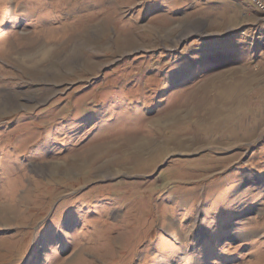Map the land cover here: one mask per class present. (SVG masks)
I'll list each match as a JSON object with an SVG mask.
<instances>
[{"label":"rangeland","instance_id":"1","mask_svg":"<svg viewBox=\"0 0 264 264\" xmlns=\"http://www.w3.org/2000/svg\"><path fill=\"white\" fill-rule=\"evenodd\" d=\"M230 3L0 0V264H264V53Z\"/></svg>","mask_w":264,"mask_h":264},{"label":"crops","instance_id":"2","mask_svg":"<svg viewBox=\"0 0 264 264\" xmlns=\"http://www.w3.org/2000/svg\"><path fill=\"white\" fill-rule=\"evenodd\" d=\"M231 3L229 4L230 6V12H239L241 15H243V18L247 20L245 24H241L239 27L236 29H249L253 30V33L255 35V39H257L258 34H263L262 31L259 29V24L264 21V18L262 14L258 11V9L252 5V3L244 0V5L240 4L237 0H230ZM214 3H216L214 1ZM216 5H218L216 3ZM223 7V6H222ZM221 6L219 8H222ZM224 9V8H222ZM227 9V8H226ZM254 41L256 42V40Z\"/></svg>","mask_w":264,"mask_h":264},{"label":"trees","instance_id":"3","mask_svg":"<svg viewBox=\"0 0 264 264\" xmlns=\"http://www.w3.org/2000/svg\"><path fill=\"white\" fill-rule=\"evenodd\" d=\"M231 48H233V47H231ZM224 51L225 50H223V52H216V53L209 54V56L206 58V61H204L206 71L218 68V66H221V65L223 66L222 63L227 65V64H229L230 61H232V60H228V59L226 61H223L228 57L227 54H225L226 52H224ZM218 54H221L220 57H218L219 56ZM224 55L227 57L223 58ZM219 63H220V65H219Z\"/></svg>","mask_w":264,"mask_h":264},{"label":"built area","instance_id":"4","mask_svg":"<svg viewBox=\"0 0 264 264\" xmlns=\"http://www.w3.org/2000/svg\"><path fill=\"white\" fill-rule=\"evenodd\" d=\"M249 3L251 2L252 5H254L258 11L262 14L264 18V0H247ZM256 44L260 46L264 53V34H261L260 36L257 37L256 39Z\"/></svg>","mask_w":264,"mask_h":264}]
</instances>
